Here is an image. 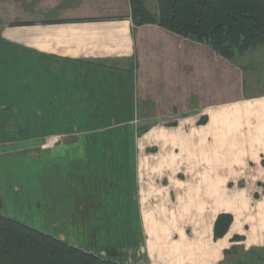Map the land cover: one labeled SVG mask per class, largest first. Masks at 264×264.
<instances>
[{
    "label": "crops",
    "instance_id": "obj_1",
    "mask_svg": "<svg viewBox=\"0 0 264 264\" xmlns=\"http://www.w3.org/2000/svg\"><path fill=\"white\" fill-rule=\"evenodd\" d=\"M0 58L31 73L21 95L0 99L2 120L33 110L34 127L52 128L38 144L60 139L37 146L47 162L23 169L31 183L0 182V213L103 257L113 248L120 264H221L234 246H264V91L245 69L156 23L135 25L130 0H0ZM104 110L144 127L126 185L117 158L82 147L105 136L68 129ZM221 213L233 222L216 238Z\"/></svg>",
    "mask_w": 264,
    "mask_h": 264
},
{
    "label": "trees",
    "instance_id": "obj_2",
    "mask_svg": "<svg viewBox=\"0 0 264 264\" xmlns=\"http://www.w3.org/2000/svg\"><path fill=\"white\" fill-rule=\"evenodd\" d=\"M130 1L135 25L156 23L210 46L233 63L264 44V0H158V13L144 0ZM232 222V214H219L215 237H223ZM116 255L110 249L108 257L86 251L0 213V264H120Z\"/></svg>",
    "mask_w": 264,
    "mask_h": 264
},
{
    "label": "rangeland",
    "instance_id": "obj_3",
    "mask_svg": "<svg viewBox=\"0 0 264 264\" xmlns=\"http://www.w3.org/2000/svg\"><path fill=\"white\" fill-rule=\"evenodd\" d=\"M146 2L150 8H152L153 5H158L157 0H146ZM7 61V59L0 58V99L2 98L3 101L11 100L10 94L14 92H19L21 95V84L24 83L27 77L31 76V73H29L30 68H27V65H19V67H16L17 64L14 62L12 63V66L14 65V67L7 71L4 66V63ZM234 64L242 67L248 72V77L250 76L249 78H252L250 81L254 82L253 88H256L254 89L255 92L264 91V44L259 45L257 48L242 56L240 55V57L236 58ZM120 106L123 105L121 104ZM120 112L122 117L127 116L124 121L121 118L116 119L117 113ZM3 113L8 114L10 112L9 110L0 111V139L7 142V145H5V143L0 144V151L3 152V154L0 155V182L2 183L5 178H8L7 180L14 183L19 176L25 183H31V180H28L35 176H30V178L26 177L27 174L24 170L41 168L46 166L45 162H47L44 159H37L38 156L36 154L39 153L40 150L37 146L43 144L58 146L60 145L59 136H50L46 142L38 144L39 140L35 137L49 132V129L52 130V128L34 127L33 124L35 119L33 118L35 117V111H22L21 113L26 115L24 121H21L19 118L10 119L9 117L2 120ZM96 113L98 112H88L90 117L88 124L85 123L80 126L75 125L68 129L70 132L74 133L73 136L82 134L85 136H105V139L98 143L99 147L92 142H89L88 144L82 143V147L88 145L89 148L91 147L90 150L92 151H105L107 154L113 155L117 158L114 160H108L111 162L115 161L116 164L114 165V170L112 172L115 174L119 173L121 176V183L126 185L127 182L130 183L132 181L129 174L134 167L133 146L135 130L140 133L144 127L140 125L134 127V121L128 119V112L126 111L120 110L116 112L115 110H104L101 114L105 116V119L103 121L101 119L97 122L91 119ZM109 114H113L112 119H110ZM22 122H24V124ZM98 161L101 163L102 161L107 160L98 159ZM93 169L95 168L89 166V178L92 173H94ZM104 169L105 173H108L111 170L106 164H104ZM20 182L22 183L23 181ZM25 202L27 203V201ZM134 214L135 211L133 210L128 216H133ZM129 225L133 229H137L138 225L136 224L134 217ZM109 249L116 251L113 248H108L105 257H108ZM221 264H264V246H255L252 249H248L242 245L234 246L232 251L226 255V258Z\"/></svg>",
    "mask_w": 264,
    "mask_h": 264
}]
</instances>
